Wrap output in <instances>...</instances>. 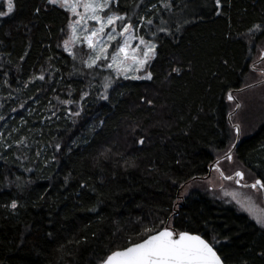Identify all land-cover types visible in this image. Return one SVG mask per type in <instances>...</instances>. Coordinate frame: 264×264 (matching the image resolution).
Here are the masks:
<instances>
[{
	"label": "trees",
	"instance_id": "obj_1",
	"mask_svg": "<svg viewBox=\"0 0 264 264\" xmlns=\"http://www.w3.org/2000/svg\"><path fill=\"white\" fill-rule=\"evenodd\" d=\"M162 2L111 6L155 42L151 80L88 69L77 46L74 60L69 14L47 0H12L0 17V264H101L168 219L215 237L226 264H264V229L235 204L194 188L175 210L233 144L224 94L248 83L264 0ZM235 159L264 178V123Z\"/></svg>",
	"mask_w": 264,
	"mask_h": 264
},
{
	"label": "snow or ice",
	"instance_id": "obj_2",
	"mask_svg": "<svg viewBox=\"0 0 264 264\" xmlns=\"http://www.w3.org/2000/svg\"><path fill=\"white\" fill-rule=\"evenodd\" d=\"M49 5L64 9L70 13L68 27L69 37L64 41V50L75 60L76 52L73 49L78 44H86L90 54L86 60L81 58V62L88 69H110L114 71L116 78L123 76L125 79H152V73L147 71V66L155 57L156 44L146 40L139 34V26L129 22L130 17L118 14L111 6L117 4L118 0H47ZM221 0H216V7L220 8ZM155 7V5L153 6ZM161 7L170 9L172 5L163 0ZM82 9V11H81ZM13 11L12 0H7V11H0V17L7 16ZM220 13L218 12L217 15ZM76 17V19H72ZM94 22V24H90ZM141 24L152 25V19L140 18ZM119 25V30L118 26ZM264 26L256 25L250 30L254 33ZM108 29V31H106ZM163 32V27L158 29ZM122 38V39H118ZM137 40L133 46L131 43ZM112 49L109 51V49ZM258 63H264V50L261 51L258 60L253 61L252 71H258L264 76V69L258 68ZM144 71L145 75H129L130 72ZM179 73V69H174ZM39 79L43 80L41 75ZM264 83V81H260ZM112 81L105 77V92L101 93V99H107V90L111 87ZM86 95V94H85ZM235 98L232 93L228 94V100ZM69 103H71L69 101ZM151 104V101L148 102ZM236 107H240L239 104ZM78 115L79 113H75ZM237 136L240 135L239 125L235 126ZM143 143V140L140 141ZM232 144L225 153V159L232 160ZM59 149V145H57ZM219 161H217V164ZM215 171L220 172L224 180H233V176H226L216 167ZM234 182L241 188L252 189L255 192L264 193V178H258L252 183L245 181V173L236 171ZM243 182V183H242ZM183 187V185H181ZM233 199L249 213L258 225L264 228V211L257 209L253 199L249 197L246 202L241 201L236 193H232ZM15 209L16 202L11 204ZM164 226L160 229L155 227L145 228L143 233L137 235L143 238L135 243L129 241V246L111 252L101 261V264H226L215 247L218 243L215 237L210 242L200 234L188 230H179L168 226L161 221Z\"/></svg>",
	"mask_w": 264,
	"mask_h": 264
},
{
	"label": "rangeland",
	"instance_id": "obj_3",
	"mask_svg": "<svg viewBox=\"0 0 264 264\" xmlns=\"http://www.w3.org/2000/svg\"><path fill=\"white\" fill-rule=\"evenodd\" d=\"M0 3H2L3 7L5 8V11H7V0H0ZM81 11H82V9H81ZM67 13L69 14V17H70V13L69 12H67ZM120 15H124V14H120ZM72 19H76V17H72ZM90 24H94V22H90ZM117 27L119 30V25ZM106 31H108V29H106ZM118 39H122V38L118 37ZM131 43L133 44V46H135V44H137L138 41L133 40ZM76 46L83 48L84 51H86V54L84 55L85 56L84 60H86L88 58V55L90 54V50L87 48V45L86 44H78ZM63 48H64V46H63ZM111 50L112 49L110 48L109 51H111ZM262 50H264V39L261 41L260 46L254 52L253 57H252V61H254L255 59H257L259 57L260 52ZM104 69L110 70L107 68H104ZM113 75L115 76L114 71H113ZM129 75L141 76V75H145V73L143 71H141V72H130ZM120 77L125 79L123 76H120ZM263 77L264 76H261L257 73H250L247 77V82H248L247 84H250L256 80L263 79ZM237 97H238V100L240 101L242 107L238 111V113L232 117V120H233V122L238 123L240 125L241 134H242V137L244 138L248 135V133L250 131L259 127L262 124L261 122L264 121V84L257 86V87L249 88L248 90H246L244 93L238 95ZM224 98H226V93L224 94ZM228 107H229V112H230L234 109V104L229 103ZM0 110H1V107H0ZM231 134H232V141L230 142L229 146L235 140L234 130H232ZM227 149L224 152H226ZM223 168H224V171L226 172V174H230L231 172H233L232 166H230V168H229V167H227L226 163L223 164ZM234 168H239V169L245 170V171H247V173L250 176L251 175L255 176V175L259 174L257 169L255 167H253L252 165L247 164V163L246 164L239 163L236 159H235V163H234ZM194 188L210 190L211 193L216 198L224 199V200H226V202L235 204L241 211H243L246 215H248V217L254 223H256V221L249 215V213L247 211H245L241 207L240 204H238L236 202L235 199H233L232 193H236L237 197L241 201H244V202H246L247 199L249 197H251L253 199V202H254L255 206L257 207V209L264 211V203H263V199H262L260 192H255L252 189H241L239 187H236L233 184L224 182L216 172H214L212 174V176L210 177V179H208V180H199L196 182H191L190 184L186 185L183 189H181L180 195H182V196L180 197V200H176L175 210L179 209L181 202H182V197L183 196L185 197L191 191V189H194ZM165 224H167L168 226H172L170 219H168Z\"/></svg>",
	"mask_w": 264,
	"mask_h": 264
},
{
	"label": "flooded vegetation",
	"instance_id": "obj_4",
	"mask_svg": "<svg viewBox=\"0 0 264 264\" xmlns=\"http://www.w3.org/2000/svg\"><path fill=\"white\" fill-rule=\"evenodd\" d=\"M254 54V53H253ZM253 54H252V56H251V58H250V63H249V71H250V73H257V74H259V72L258 71H252L251 70V65H252V63H253V61H252V57H253ZM260 54H261V52H260ZM260 56V55H259ZM255 60H258V58L257 59H255ZM254 60V61H255ZM258 68H260V69H264V63H258ZM264 80V77H263V79H260V80H256V81H254V82H252V83H250V84H247V85H245V86H242V87H236V88H232L231 90H229V91H235L234 93H233V96H234V100L233 101H229L228 100V92L229 91H227V93H226V103H233L234 104V108H235V106H236V103H237V101H238V103H240V101L238 100V95H240V94H242V93H244L246 90H248V89H246V90H243V91H239L241 88H244V87H247V86H250V85H255V86H253V87H257V86H260V85H262V84H264V83H260V81H263ZM253 87H251V88H253ZM241 107H242V105H241V103H240V108H239V110L241 109ZM238 110V111H239ZM238 111L233 115V116H235L237 113H238ZM231 112V111H230ZM229 112V113H230ZM228 113V114H229ZM232 116V117H233ZM232 117H231V122L233 123V124H238V123H235V122H233V120H232ZM262 124L264 123V121L263 122H261ZM239 125V124H238ZM240 126V125H239ZM260 127V126H259ZM259 127H257V128H259ZM256 128V129H257ZM233 130H234V134H235V129L234 128H232ZM240 130H241V127H240ZM255 133V129L254 130H252V131H250L249 133H248V135H247V137H250V136H252L253 134ZM235 137H236V134H235ZM241 140H243V137H242V134L240 135V141L239 142H241ZM228 151V150H227ZM226 151V152H227ZM235 151H236V149L234 150V152H233V154H232V160L231 161H229V160H227V159H222V160H220L219 161V163H218V166H219V168H220V170L223 172V174L224 175H226V176H230V175H232V174H234L236 171H243L244 173H245V181L246 182H248V183H252V182H254L256 179H258V178H261V176H260V174H258V175H255V176H250L248 173H247V171H245V170H242V169H239V168H234V163H235ZM226 152H224V154L226 153ZM223 156V155H222ZM224 163H226V165H227V167H229L230 168V166H232V169H233V172H231L230 174H225L224 173V168H223V164ZM214 172H216L218 175H219V177L221 178V175H220V172H218V171H215L214 169L211 171V174H210V177L212 176V174L214 173ZM249 176V177H248ZM210 177L208 178V179H210ZM208 179H206V180H208ZM222 179V178H221ZM224 182H227V183H230V184H233V185H235L236 187H239L235 182H234V180L235 179H233V180H224V179H222ZM243 183V182H242ZM239 188H241V187H239ZM241 189H245V188H241ZM263 194L264 193H261V196H262V199H263V203H264V196H263Z\"/></svg>",
	"mask_w": 264,
	"mask_h": 264
},
{
	"label": "water",
	"instance_id": "obj_5",
	"mask_svg": "<svg viewBox=\"0 0 264 264\" xmlns=\"http://www.w3.org/2000/svg\"><path fill=\"white\" fill-rule=\"evenodd\" d=\"M263 81H264V80H263ZM253 86H255V85H250V86H247V87L241 88L239 91L246 90V89L251 88V87H253ZM234 92H235V91H229L228 94H229V93H232V95H233ZM237 104L240 105V103H238V101H237L236 105H237ZM239 108H240V107L237 108V107L235 106V108H234V109H233V110L227 115V121H228L229 125H230L232 128H234V129H235V126L238 125V124H233V123L231 122V117H232V116H233V115L239 110ZM239 127H240V126H239ZM235 134H236V131H235ZM240 135H241V130H240ZM240 135L237 136V134H236L235 140H234V142H233V144H235L236 146L232 149L231 155L233 154L234 150L236 149V147H237L238 144H239V141H240ZM224 158H225V154H224L223 156H221L220 158L216 159L215 161H213V162L211 163V165L209 166V172H208L207 176H206L205 178H203V179H205V180L208 179V178L210 177L211 171H212L213 169H215L216 167L219 168V166H218V164H217V161H220V160H222V159H224ZM219 169H220V168H219ZM234 174H235V173H234ZM234 174H232V175H230V176H233L234 179H235ZM263 196H264V194H263Z\"/></svg>",
	"mask_w": 264,
	"mask_h": 264
}]
</instances>
